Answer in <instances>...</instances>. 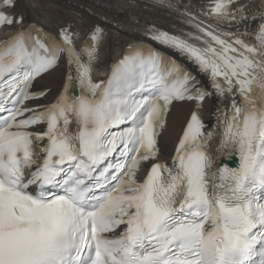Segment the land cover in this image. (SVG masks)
Masks as SVG:
<instances>
[{"label":"snow or ice","instance_id":"obj_1","mask_svg":"<svg viewBox=\"0 0 264 264\" xmlns=\"http://www.w3.org/2000/svg\"><path fill=\"white\" fill-rule=\"evenodd\" d=\"M146 2L174 31L0 0V264H264V0Z\"/></svg>","mask_w":264,"mask_h":264},{"label":"bare ground","instance_id":"obj_2","mask_svg":"<svg viewBox=\"0 0 264 264\" xmlns=\"http://www.w3.org/2000/svg\"><path fill=\"white\" fill-rule=\"evenodd\" d=\"M52 2L63 9H68L71 11H80L81 8H88L96 13H100L102 16H107L110 20L115 19L116 17L121 19L124 16H128L132 18V23H129L133 27H138L133 22L135 20L140 21V26H142L145 22L149 20L159 24L164 27H173V22L175 20L174 17L169 16L167 13L161 12L159 10L153 9L147 5L140 6H131V11H125V15H121L119 13L118 7L120 5H134V2H130V0H47ZM197 2H206L210 3L212 0H193ZM20 3L26 8L28 12H30L29 7L20 0ZM54 8L53 6H50ZM60 11L58 8H54ZM139 11V12H136ZM143 14V15H140ZM88 16L89 15H85ZM31 17L35 20L43 22L47 26L57 27L58 24L52 21H49L39 15H31ZM108 25V24H107ZM178 26V25H177ZM64 69L61 67L57 72L53 73L51 76L47 77L43 84L48 85L49 87L56 89L59 87L62 77H63ZM191 109L190 104L178 105L174 110L171 116L169 117V132L166 134L169 138V145H171L172 141L176 139L179 135L180 129L183 125V121L187 116L188 112ZM209 115L207 113L204 114V118L207 119Z\"/></svg>","mask_w":264,"mask_h":264}]
</instances>
